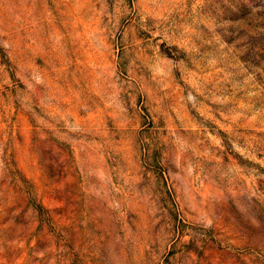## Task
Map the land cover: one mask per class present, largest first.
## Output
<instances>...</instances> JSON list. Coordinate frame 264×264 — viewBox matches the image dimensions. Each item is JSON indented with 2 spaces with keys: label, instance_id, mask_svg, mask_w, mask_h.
Returning <instances> with one entry per match:
<instances>
[{
  "label": "rangeland",
  "instance_id": "obj_1",
  "mask_svg": "<svg viewBox=\"0 0 264 264\" xmlns=\"http://www.w3.org/2000/svg\"><path fill=\"white\" fill-rule=\"evenodd\" d=\"M0 264H264V0H0Z\"/></svg>",
  "mask_w": 264,
  "mask_h": 264
}]
</instances>
